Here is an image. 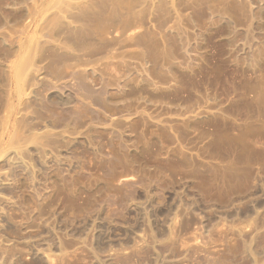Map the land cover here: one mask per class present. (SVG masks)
Wrapping results in <instances>:
<instances>
[{"label": "rangeland", "instance_id": "obj_1", "mask_svg": "<svg viewBox=\"0 0 264 264\" xmlns=\"http://www.w3.org/2000/svg\"><path fill=\"white\" fill-rule=\"evenodd\" d=\"M0 264H264V0H0Z\"/></svg>", "mask_w": 264, "mask_h": 264}]
</instances>
